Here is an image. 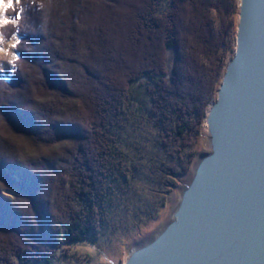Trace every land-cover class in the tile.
<instances>
[{
    "label": "trees",
    "instance_id": "trees-1",
    "mask_svg": "<svg viewBox=\"0 0 264 264\" xmlns=\"http://www.w3.org/2000/svg\"><path fill=\"white\" fill-rule=\"evenodd\" d=\"M237 10V0H20L7 10L21 18L0 35L22 36L0 78V264H57L98 234L106 202L135 176L128 125L156 129L170 155L163 186L190 170Z\"/></svg>",
    "mask_w": 264,
    "mask_h": 264
},
{
    "label": "water",
    "instance_id": "water-1",
    "mask_svg": "<svg viewBox=\"0 0 264 264\" xmlns=\"http://www.w3.org/2000/svg\"><path fill=\"white\" fill-rule=\"evenodd\" d=\"M168 219L124 264H264V0H239L235 48Z\"/></svg>",
    "mask_w": 264,
    "mask_h": 264
},
{
    "label": "rangeland",
    "instance_id": "rangeland-1",
    "mask_svg": "<svg viewBox=\"0 0 264 264\" xmlns=\"http://www.w3.org/2000/svg\"><path fill=\"white\" fill-rule=\"evenodd\" d=\"M237 1L239 4V0ZM6 16L10 19L8 14ZM237 22L238 10L233 15L229 43L225 50V64L234 53ZM18 36L14 34L11 38L4 39L0 35V50L8 51L9 48H5L4 44L9 41H15L16 44ZM14 53V48L8 52L5 67H0V77L9 74ZM35 94H39L38 89ZM201 130L202 135L193 147L197 153L194 162L208 149L205 121ZM157 142L156 129L153 127L142 125L136 128L128 125L122 144L126 157L133 163V181L128 184L125 182L122 188H116L112 200L106 202V215L98 234L89 235L78 244H72L71 257L62 256L58 258L57 264H124L129 251L154 234L168 219L194 163L189 171L174 178L172 186H163L159 180L163 172L158 168H166L170 155L159 148ZM171 158L174 159L173 156ZM3 191L12 194L6 189Z\"/></svg>",
    "mask_w": 264,
    "mask_h": 264
},
{
    "label": "snow or ice",
    "instance_id": "snow-or-ice-1",
    "mask_svg": "<svg viewBox=\"0 0 264 264\" xmlns=\"http://www.w3.org/2000/svg\"><path fill=\"white\" fill-rule=\"evenodd\" d=\"M20 0H0V26L8 25L9 23H15L16 20L21 18L20 13L18 12L13 19H9L6 16L7 10L13 8L15 4H18ZM18 42V41H17ZM13 48L16 47V44L12 45ZM14 58H18V54L14 53Z\"/></svg>",
    "mask_w": 264,
    "mask_h": 264
},
{
    "label": "bare ground",
    "instance_id": "bare-ground-1",
    "mask_svg": "<svg viewBox=\"0 0 264 264\" xmlns=\"http://www.w3.org/2000/svg\"><path fill=\"white\" fill-rule=\"evenodd\" d=\"M15 43V41H9L7 43L4 44L5 48H9L8 51H2L0 50V67L4 68L6 65V59L9 56L8 52L13 51V47L12 45ZM5 60V61H4Z\"/></svg>",
    "mask_w": 264,
    "mask_h": 264
}]
</instances>
